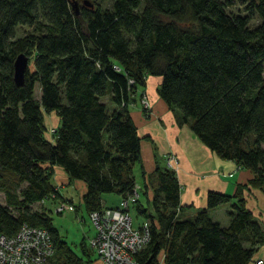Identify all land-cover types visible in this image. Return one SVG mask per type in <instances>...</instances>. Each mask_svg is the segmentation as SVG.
Here are the masks:
<instances>
[{
  "label": "trees",
  "instance_id": "obj_1",
  "mask_svg": "<svg viewBox=\"0 0 264 264\" xmlns=\"http://www.w3.org/2000/svg\"><path fill=\"white\" fill-rule=\"evenodd\" d=\"M102 1L0 0V232L41 226L52 241L49 264H96L84 240L74 250L47 212L32 209L46 199L68 200L52 181L58 166L69 181L84 182L88 214L118 206H106L102 194L122 200L136 190L128 211L149 224V239L135 254L139 264H158L161 250L165 264H247L264 242V224L243 195L249 187L264 192V0H237L247 15L229 13L232 0ZM254 14L259 23L250 28ZM20 26L28 30L15 37ZM20 53L33 67L27 64L17 85L13 62ZM147 76L161 78L157 94L178 123L253 173L232 195L209 190L191 217L179 214L173 168L157 161L143 171L129 104ZM51 112L59 122L49 139ZM223 204L226 225L208 213Z\"/></svg>",
  "mask_w": 264,
  "mask_h": 264
},
{
  "label": "crops",
  "instance_id": "obj_2",
  "mask_svg": "<svg viewBox=\"0 0 264 264\" xmlns=\"http://www.w3.org/2000/svg\"><path fill=\"white\" fill-rule=\"evenodd\" d=\"M160 82V77L147 76L145 87L137 89L134 96L135 102L129 104V112L141 138L140 156L144 173L153 171L157 161L164 165L163 159L167 153L175 155L176 164L172 168L180 185L179 214L182 217H191L205 207L206 194L209 190L232 195L237 184H247L253 173L249 169L239 167L232 160L218 157L191 131L189 124L178 123L175 113L157 94ZM140 93H144L150 103V109L146 113L142 111L139 103ZM107 100H105L107 106L112 108L113 103ZM45 118L49 122V128L57 127L59 120L54 112L47 114ZM45 136L51 139V136L48 137L46 133ZM55 174L56 182L54 181L53 184L63 197L65 196L61 188L74 182L73 185L80 192L82 199L85 192L83 181H69L65 172L58 166L53 168V176ZM148 194L151 193L148 192ZM243 195L246 207L257 220L264 224V192L258 188L249 187L244 190ZM119 201L118 198L112 205H118ZM228 206L229 204L220 205L209 210L212 220L226 225ZM257 258H261L264 264V242L256 248L252 259L247 264H255ZM157 261L158 264H165L163 250L158 253Z\"/></svg>",
  "mask_w": 264,
  "mask_h": 264
},
{
  "label": "built area",
  "instance_id": "obj_3",
  "mask_svg": "<svg viewBox=\"0 0 264 264\" xmlns=\"http://www.w3.org/2000/svg\"><path fill=\"white\" fill-rule=\"evenodd\" d=\"M141 109L150 108L145 94L139 96ZM55 127L49 128L50 135ZM164 164L172 168L175 155L165 157ZM138 196L136 190L119 201L117 207H103L89 213L95 232L89 237L88 246L96 255V264H139L135 257L138 250L149 239V224L143 221L134 226L128 213V206ZM63 203L56 205L61 213ZM53 253L52 241L47 229L22 223L13 234L0 232V264H49ZM257 258L255 264H262Z\"/></svg>",
  "mask_w": 264,
  "mask_h": 264
},
{
  "label": "rangeland",
  "instance_id": "obj_4",
  "mask_svg": "<svg viewBox=\"0 0 264 264\" xmlns=\"http://www.w3.org/2000/svg\"><path fill=\"white\" fill-rule=\"evenodd\" d=\"M111 1L112 0H104L101 2V6L109 7L111 5ZM232 2L233 4L227 7V11L229 13L234 14V15H247V10H245V7L243 4H240L237 0H232ZM258 23H259V18L257 15L254 14L250 16L249 21H248V26L250 28L256 26ZM27 30H28V27L26 26L16 27L15 37L23 35ZM28 67L29 68L33 67L31 61L28 63ZM38 93H39V90H38V86L36 85L34 89V96L36 98L38 97ZM149 109L150 108H148L147 111H149ZM45 120H46V125H47V129L45 133L48 137H50L51 135L49 132V127H48L49 122L46 118ZM168 155H171V154L167 153L164 156L163 161H165V157ZM144 159H146L145 154H144ZM133 173L135 176L136 184L138 187H140L142 183V178H141L140 170L137 165L134 167ZM55 180H56V174L52 178L53 183ZM73 184L74 182L70 184H66L64 185L63 188H61L62 194L68 200L61 202L59 199H53V200L46 199L43 201V205L40 203L33 204L32 209H37V210L39 209V210H43L47 212L48 215L51 217L52 224L57 228L62 238L67 240V242L70 244V246L74 250L78 251L79 242L81 240H84L88 244L89 237H91L95 232V227L92 221L90 220L89 214L84 210L82 206V199L80 197V192L75 188ZM102 200L104 201L106 206H110L117 202L118 197L114 195L113 193H105V194H102ZM140 200L142 203L145 204L142 196H140ZM0 202L4 203L3 192L1 190H0ZM60 203H63L64 208L61 213H58L56 212L55 208H56V205ZM223 205L225 206L227 204H223ZM128 213L132 220V224L134 226H136L139 221L144 220V217H142L141 215H138L136 211L131 207Z\"/></svg>",
  "mask_w": 264,
  "mask_h": 264
},
{
  "label": "water",
  "instance_id": "obj_5",
  "mask_svg": "<svg viewBox=\"0 0 264 264\" xmlns=\"http://www.w3.org/2000/svg\"><path fill=\"white\" fill-rule=\"evenodd\" d=\"M27 64H28V57L24 53H20L15 57L14 62H13V68H14L13 78H14V82L17 85L22 84L23 76H24V72L27 67Z\"/></svg>",
  "mask_w": 264,
  "mask_h": 264
}]
</instances>
